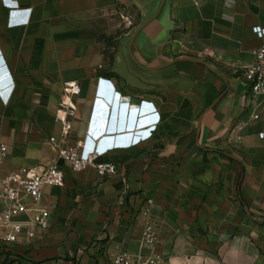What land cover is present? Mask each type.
Returning <instances> with one entry per match:
<instances>
[{"label": "crops", "instance_id": "crops-1", "mask_svg": "<svg viewBox=\"0 0 264 264\" xmlns=\"http://www.w3.org/2000/svg\"><path fill=\"white\" fill-rule=\"evenodd\" d=\"M160 1L0 0V178L51 166L67 83L82 90L71 144L117 166L107 177L64 166L65 187L43 203L50 227L18 218L25 234L0 241V264H112L121 252L157 264H264V118L251 120L243 81L264 46L253 32L264 28V0H168L132 51L146 68L170 65L151 72L128 60L148 86L139 91L113 72L118 42L128 58ZM27 10L29 24L11 27Z\"/></svg>", "mask_w": 264, "mask_h": 264}, {"label": "built area", "instance_id": "built-area-1", "mask_svg": "<svg viewBox=\"0 0 264 264\" xmlns=\"http://www.w3.org/2000/svg\"><path fill=\"white\" fill-rule=\"evenodd\" d=\"M27 19L11 27L28 25L31 10L25 11ZM19 11L10 12V20L19 16ZM254 34L264 39V28H253ZM256 63L246 68L243 81L247 87L249 97L248 111H252L251 120L260 122L264 118V46L256 53ZM11 82L10 95L15 86ZM81 87L76 83H67L65 94L57 114V120L62 125L59 138H51L50 145L57 152L51 166L43 172L22 170L5 178H0V241L15 244L25 234V227L17 221L22 216H32V223L44 230L50 227L51 212L43 206L47 190L63 189L66 184L64 166L74 173H82L90 168L94 169L99 177L114 176L117 166L106 162L100 152H86L84 142L71 144L73 123L70 120L76 112L73 98L81 94ZM8 102V100H6ZM264 139V133L260 134ZM8 156V147L0 145V166ZM33 237L32 234L29 235ZM144 242L149 246L156 244L157 234L153 224H148L144 233ZM112 264H157L155 260L135 259L127 252H121L112 261Z\"/></svg>", "mask_w": 264, "mask_h": 264}, {"label": "water", "instance_id": "water-1", "mask_svg": "<svg viewBox=\"0 0 264 264\" xmlns=\"http://www.w3.org/2000/svg\"><path fill=\"white\" fill-rule=\"evenodd\" d=\"M168 3V0H161L159 3V6L157 8V10L155 11L154 14H152L149 18H147L131 35L130 40H131V45L129 47L128 50V58L125 54L124 49L119 45L118 42V47H119V51L115 57V67L113 72L115 74H117L118 76L122 77L124 80H126L129 84L130 87L137 89L139 91H145L147 90L148 86H146L141 79L136 76L131 70H130V63L135 64L136 66H138L140 69L142 70H146V71H157V70H161L164 69L166 67H168L170 64L158 67V68H146L143 65L140 64V62L136 59V57L133 54L132 51V46L135 43V41L137 40V38L140 36L141 33H143L150 25H152L154 22H156L161 16H162V12L163 10L166 8V5ZM129 60V61H128ZM180 61H191V62H198L196 60H185V59H177L176 62H180ZM202 63V62H199ZM203 65L209 67L206 63H202ZM210 68V67H209ZM213 70V69H212ZM216 74L219 75V73L216 70H213ZM248 211V208H247ZM258 221L264 222V218L261 219H257Z\"/></svg>", "mask_w": 264, "mask_h": 264}, {"label": "rangeland", "instance_id": "rangeland-1", "mask_svg": "<svg viewBox=\"0 0 264 264\" xmlns=\"http://www.w3.org/2000/svg\"><path fill=\"white\" fill-rule=\"evenodd\" d=\"M125 9L127 10V15H129V13H130V16H132V24H133V26H137L138 23L140 22V18H141L139 13H138V10L135 7H131L129 9L125 8ZM121 15L122 14H118L117 20L123 22L124 19L122 18ZM121 31L122 30L118 29L115 38L119 37V35L121 34ZM99 33L101 34V37L103 38L104 37L103 29H100Z\"/></svg>", "mask_w": 264, "mask_h": 264}, {"label": "clouds", "instance_id": "clouds-1", "mask_svg": "<svg viewBox=\"0 0 264 264\" xmlns=\"http://www.w3.org/2000/svg\"><path fill=\"white\" fill-rule=\"evenodd\" d=\"M0 94H1V92H0Z\"/></svg>", "mask_w": 264, "mask_h": 264}]
</instances>
